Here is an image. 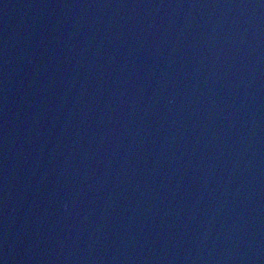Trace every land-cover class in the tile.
Segmentation results:
<instances>
[{"label":"water","instance_id":"1","mask_svg":"<svg viewBox=\"0 0 264 264\" xmlns=\"http://www.w3.org/2000/svg\"><path fill=\"white\" fill-rule=\"evenodd\" d=\"M0 264H264V0H0Z\"/></svg>","mask_w":264,"mask_h":264}]
</instances>
